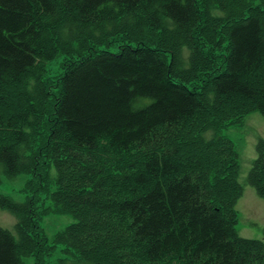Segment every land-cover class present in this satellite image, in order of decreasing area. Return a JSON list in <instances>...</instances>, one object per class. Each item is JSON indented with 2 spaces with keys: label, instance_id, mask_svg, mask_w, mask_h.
Here are the masks:
<instances>
[{
  "label": "trees",
  "instance_id": "16d2710c",
  "mask_svg": "<svg viewBox=\"0 0 264 264\" xmlns=\"http://www.w3.org/2000/svg\"><path fill=\"white\" fill-rule=\"evenodd\" d=\"M252 112L264 0H0V178L32 176L0 192V264H264L226 134ZM50 214L74 218L52 243Z\"/></svg>",
  "mask_w": 264,
  "mask_h": 264
},
{
  "label": "rangeland",
  "instance_id": "374dc122",
  "mask_svg": "<svg viewBox=\"0 0 264 264\" xmlns=\"http://www.w3.org/2000/svg\"><path fill=\"white\" fill-rule=\"evenodd\" d=\"M235 143L239 152L240 175L239 181L243 186V195L238 200L237 211L239 223L237 230L239 235L245 239L264 240V198L261 197L256 188L248 181L250 171L255 163L257 144L264 139V115L260 112H252L245 117V125L232 128L226 132ZM51 177L56 175L54 166L50 168ZM31 175H21L16 179L0 178V192L10 196L18 202H24L31 192L26 190V185ZM74 222L70 215L50 214L43 217L42 227L49 239L54 241L55 235L63 231ZM16 218L8 211L0 209V226L15 234ZM62 245H58L54 255L51 257L52 264H77L62 252ZM60 261H64L61 263ZM25 263L33 264V259H25Z\"/></svg>",
  "mask_w": 264,
  "mask_h": 264
}]
</instances>
